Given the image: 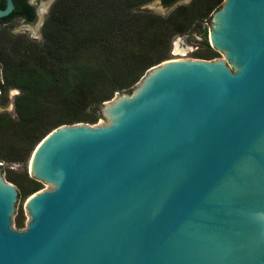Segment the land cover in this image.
<instances>
[{
  "label": "water",
  "instance_id": "1",
  "mask_svg": "<svg viewBox=\"0 0 264 264\" xmlns=\"http://www.w3.org/2000/svg\"><path fill=\"white\" fill-rule=\"evenodd\" d=\"M208 37L225 59L153 64L107 123L37 143L28 172L54 186L23 228L0 161V264H264V0H224Z\"/></svg>",
  "mask_w": 264,
  "mask_h": 264
},
{
  "label": "trees",
  "instance_id": "2",
  "mask_svg": "<svg viewBox=\"0 0 264 264\" xmlns=\"http://www.w3.org/2000/svg\"><path fill=\"white\" fill-rule=\"evenodd\" d=\"M0 17V102L11 88L15 115L0 111V161L23 163L6 168L7 179L25 200L42 187L27 162L37 143L53 128L74 122L94 123L104 101L127 92L153 64L170 57L176 35H202L193 57L219 54L207 40L206 22L223 0H188L166 14L141 6L150 0H54L41 26V39L14 33L15 20L36 17L30 0H13ZM170 6L178 0H160ZM5 0H0L3 7ZM24 215L15 216L17 226Z\"/></svg>",
  "mask_w": 264,
  "mask_h": 264
},
{
  "label": "rangeland",
  "instance_id": "3",
  "mask_svg": "<svg viewBox=\"0 0 264 264\" xmlns=\"http://www.w3.org/2000/svg\"><path fill=\"white\" fill-rule=\"evenodd\" d=\"M54 0H30L31 3L34 4L35 6V11H36V17L33 21L31 22H25L22 20H15L11 25V30L14 33H23L29 36L30 38H35V39H41L42 37V32H41V26L42 22L44 20V17L46 16L51 4L53 3ZM188 0H180L179 3L181 2H187ZM224 1V0H223ZM178 4V3H177ZM173 6H164L161 4L160 0H150L149 2L143 4L141 8H146L151 11L159 12L161 14H166L168 13ZM206 28H207V40L209 41L208 37V29L210 25V21L207 23L206 22ZM202 39V35H198L195 33H184V34H179L174 37L172 40V45L170 49V57L169 58H186V57H193L191 55V52L198 46L199 42L198 40ZM215 58H224L225 56L222 52H219V54L211 59ZM168 59V58H167ZM165 60V59H164ZM136 84V83H135ZM135 86V85H134ZM133 86V88H134ZM19 90L17 88H11L8 92V99L4 104H1L0 102V111L7 110L9 111L12 115H15V110H14V96ZM122 93H115L111 100L115 97L120 96ZM108 99V100H110ZM107 101V100H106ZM108 119L103 115V117H100L96 122L90 123V124H104L107 123ZM6 168H10L12 170L16 171H23V163H12V162H7L4 164ZM27 170H28V162H27ZM54 185L51 182L47 181H42V187L40 189L44 188H52ZM27 198V197H26ZM25 200H21V198H18L17 200V207H16V213L15 216L18 213H22L24 215V224L21 226H17L15 223V227H25L26 221L28 219V214L26 212V207H25Z\"/></svg>",
  "mask_w": 264,
  "mask_h": 264
}]
</instances>
